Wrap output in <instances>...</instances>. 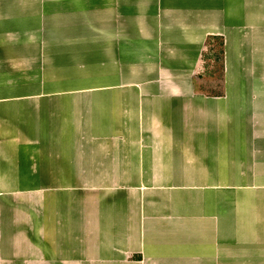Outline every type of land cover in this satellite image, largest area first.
<instances>
[{
    "label": "crops",
    "instance_id": "1",
    "mask_svg": "<svg viewBox=\"0 0 264 264\" xmlns=\"http://www.w3.org/2000/svg\"><path fill=\"white\" fill-rule=\"evenodd\" d=\"M0 264H264V0H0Z\"/></svg>",
    "mask_w": 264,
    "mask_h": 264
},
{
    "label": "rangeland",
    "instance_id": "2",
    "mask_svg": "<svg viewBox=\"0 0 264 264\" xmlns=\"http://www.w3.org/2000/svg\"><path fill=\"white\" fill-rule=\"evenodd\" d=\"M212 44L207 46V50L204 58L205 68L202 70L203 76L209 77L210 83L208 84L202 83L201 87L213 91H218V88H220L221 86L220 85L221 82L218 81V78L220 79V73L222 71V57H221L223 56L221 54L222 44H221V40H215L212 42ZM210 80H212L213 82Z\"/></svg>",
    "mask_w": 264,
    "mask_h": 264
},
{
    "label": "trees",
    "instance_id": "3",
    "mask_svg": "<svg viewBox=\"0 0 264 264\" xmlns=\"http://www.w3.org/2000/svg\"><path fill=\"white\" fill-rule=\"evenodd\" d=\"M207 44H208V42H207ZM221 44H222V46H223V42H221ZM208 46V45H207ZM221 54L223 55V49H222V51H221ZM222 58H223V56H221ZM220 85H223V83L222 84H220ZM216 92H218V91H216Z\"/></svg>",
    "mask_w": 264,
    "mask_h": 264
}]
</instances>
